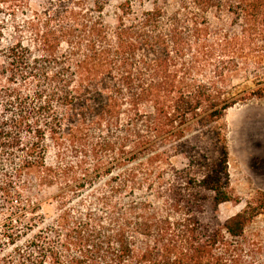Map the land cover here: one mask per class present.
Wrapping results in <instances>:
<instances>
[{
  "label": "trees",
  "instance_id": "16d2710c",
  "mask_svg": "<svg viewBox=\"0 0 264 264\" xmlns=\"http://www.w3.org/2000/svg\"><path fill=\"white\" fill-rule=\"evenodd\" d=\"M112 1L0 22L3 191L57 208H20L0 264H245L224 119L264 98V0H126L111 24ZM239 74L258 90L233 94Z\"/></svg>",
  "mask_w": 264,
  "mask_h": 264
},
{
  "label": "rangeland",
  "instance_id": "374dc122",
  "mask_svg": "<svg viewBox=\"0 0 264 264\" xmlns=\"http://www.w3.org/2000/svg\"><path fill=\"white\" fill-rule=\"evenodd\" d=\"M124 1L126 0L111 2L106 12V20L111 24L116 23L115 8ZM43 2L44 0H0V22L12 28L15 21L29 16ZM259 87L255 86L254 81H246L239 74V77L232 79L229 90L233 94L243 91L252 93ZM224 123L229 143V195L232 202L221 205V220L226 222L248 207L254 210L255 218L248 225L245 235L244 261L245 264H264V98L251 96L248 101L231 108L226 113ZM4 169L5 164H0V258L12 250L5 238L7 226L14 221L15 229L19 231L22 229V216H31L25 211L19 213L20 208L44 201L48 203L43 206L42 216L50 220L57 214L56 205L51 201V197L56 194L54 189L44 190L40 197L29 189L23 192L19 185L17 189L22 191L23 196L21 200H17L21 203L18 205L16 200L10 203L3 191L6 174ZM28 180L31 182V179Z\"/></svg>",
  "mask_w": 264,
  "mask_h": 264
}]
</instances>
